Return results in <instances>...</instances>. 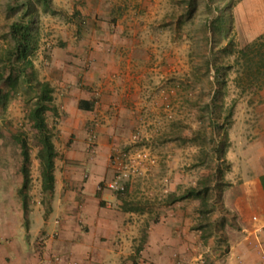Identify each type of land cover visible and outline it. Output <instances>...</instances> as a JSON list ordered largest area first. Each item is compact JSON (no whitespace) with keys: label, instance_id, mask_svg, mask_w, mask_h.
<instances>
[{"label":"rangeland","instance_id":"1","mask_svg":"<svg viewBox=\"0 0 264 264\" xmlns=\"http://www.w3.org/2000/svg\"><path fill=\"white\" fill-rule=\"evenodd\" d=\"M26 1L0 0V69L14 44L11 23L27 22ZM29 1L31 27L39 39L32 58L37 79L54 90L55 111L46 117L62 177L68 162L78 163L66 157L78 139L70 115L54 104V94L65 84L62 71L53 70L56 60L66 61L72 71L77 68L79 84L103 100L94 122L89 119L85 126L84 161L94 160L100 137H106L108 165L91 196L106 193L110 200H101V207L124 219L112 247L120 254L117 262L223 264L241 230L236 215L223 211L220 193L226 189L215 179L221 172L223 182H230L244 172L243 153L260 115L264 78L256 81L259 58L251 77L237 52L259 37L245 43L253 24L262 19L259 7L251 8L259 0H50L51 10H45L42 0ZM3 88L4 93L10 89ZM35 104L36 95L19 82L6 108L0 105L3 209L16 200L23 205L18 137L30 150L28 213L42 198L50 208V195L41 185L39 135L29 117ZM96 122L97 132L96 126L89 127ZM90 179L85 172L83 182ZM206 184L205 212L200 200L173 202ZM88 207L94 206L89 202ZM152 229L155 242L150 241ZM170 231L171 249H166L162 237Z\"/></svg>","mask_w":264,"mask_h":264},{"label":"crops","instance_id":"2","mask_svg":"<svg viewBox=\"0 0 264 264\" xmlns=\"http://www.w3.org/2000/svg\"><path fill=\"white\" fill-rule=\"evenodd\" d=\"M258 3L251 8L256 11L259 7L262 19L249 30L251 39L246 44L264 34V0ZM65 62L58 59L54 63L53 70L62 71L65 82L59 93L54 94V104L64 109L70 115V122L76 124L78 140L66 152V157L75 158L78 163L73 166L68 162L63 177L55 164L54 191L45 193L50 195V208L44 198L35 199L37 204L31 207L27 218L18 200L12 207L0 208V264H120L116 259L120 254L112 247L124 219L101 207V200H110L106 193L98 199L91 196L95 194L99 175L108 165L106 137H100L101 142L93 152L94 160L84 161L88 157V145L84 144L89 136L86 123L89 119L94 122L103 100L98 101L95 93L87 89L88 85H80L79 70L72 71L73 66ZM67 74L72 78L68 80ZM261 95L260 115L254 118L257 127L251 126L253 140L246 144L243 153L244 172L237 180L230 181L232 186L223 193V204L236 215L241 230V238L230 245L223 264H264V86ZM94 126L97 132L99 124L89 125ZM64 138L68 140L66 135ZM85 172L92 177L87 182H83ZM89 202L94 206L92 209L88 207ZM171 234V231L165 232L162 237L166 249H171L168 246L172 244ZM156 236V230L152 229L150 241L155 242ZM120 237H124L123 233ZM167 264L175 263L169 260Z\"/></svg>","mask_w":264,"mask_h":264},{"label":"trees","instance_id":"3","mask_svg":"<svg viewBox=\"0 0 264 264\" xmlns=\"http://www.w3.org/2000/svg\"><path fill=\"white\" fill-rule=\"evenodd\" d=\"M43 7L45 10L52 9V3L50 0H42ZM31 1H26L27 11L23 15V18L27 20L15 21L10 25V35L14 41L12 47H10L5 53L4 67L0 69V105L5 109L6 103L11 95V90H14L19 82L25 84L30 91L36 95V104L30 111V120L33 123L34 128L37 130L39 135V142L41 144V150L39 151V160L42 168V186L47 192L54 191L55 184V159L58 156V152L52 140L51 131L47 123L46 114L49 111H55L53 106V88L48 82H42L37 79L36 69L33 63V56L38 49L39 39L36 32L31 27L34 23V17L30 13ZM77 13V12H76ZM232 44V41L230 42ZM233 52V49H230ZM239 53V58L244 61L246 66L247 74L252 71V65L254 61L258 59L256 63L258 68V77L256 81H260L264 78V34L259 36L254 42L248 44L244 48L237 51ZM6 66V67H5ZM8 70V73L6 72ZM263 70V71H262ZM251 77L253 73L251 72ZM264 83V80H263ZM9 86L10 89L4 93V86ZM263 85V84H262ZM92 103H90V107ZM90 110V109H89ZM22 151H23V164L21 168L22 173V188L19 191L22 197L23 209L25 218L28 216V194L31 183L30 175V150L23 138L18 137ZM223 153H221L220 158L223 159ZM220 175L216 177V184L224 185L225 189L232 186L230 182H223V177ZM209 186L202 188H192L187 191L179 199H174L173 202L184 200V199H196L201 201L200 211L205 212L207 210V199L209 198ZM225 191V190H224ZM223 190H221L220 198L223 202ZM132 208H126V211H132ZM223 211L227 214L230 212L223 205ZM143 250V245L137 249L138 256Z\"/></svg>","mask_w":264,"mask_h":264}]
</instances>
